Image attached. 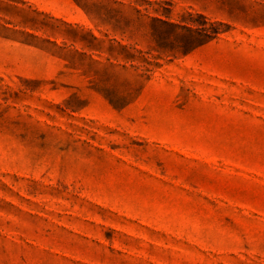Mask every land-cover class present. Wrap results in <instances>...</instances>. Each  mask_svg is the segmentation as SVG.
<instances>
[{"label":"rangeland","instance_id":"1","mask_svg":"<svg viewBox=\"0 0 264 264\" xmlns=\"http://www.w3.org/2000/svg\"><path fill=\"white\" fill-rule=\"evenodd\" d=\"M0 264H264V0H0Z\"/></svg>","mask_w":264,"mask_h":264}]
</instances>
